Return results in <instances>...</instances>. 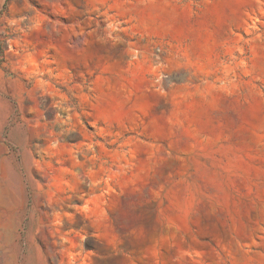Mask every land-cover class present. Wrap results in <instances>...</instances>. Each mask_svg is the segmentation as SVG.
Listing matches in <instances>:
<instances>
[{"label":"rangeland","instance_id":"1","mask_svg":"<svg viewBox=\"0 0 264 264\" xmlns=\"http://www.w3.org/2000/svg\"><path fill=\"white\" fill-rule=\"evenodd\" d=\"M0 264H264V0H0Z\"/></svg>","mask_w":264,"mask_h":264}]
</instances>
